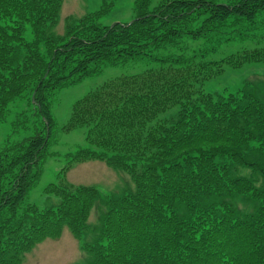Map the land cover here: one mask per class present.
I'll list each match as a JSON object with an SVG mask.
<instances>
[{
    "label": "trees",
    "instance_id": "1",
    "mask_svg": "<svg viewBox=\"0 0 264 264\" xmlns=\"http://www.w3.org/2000/svg\"><path fill=\"white\" fill-rule=\"evenodd\" d=\"M102 1L58 36L64 0H0V122L27 99L48 129L0 151V264H23L65 228L90 264H264V78L215 90L225 67L264 63L263 48L247 47L264 0H134L133 17L109 26L101 19L120 0ZM238 44L247 49L228 56ZM130 61L156 67L105 81L73 105L63 127H86L94 148L72 162L101 161L135 184L108 198L90 244L97 188L62 180L47 189L58 206L24 203L47 157L50 97ZM21 127L26 121L14 131Z\"/></svg>",
    "mask_w": 264,
    "mask_h": 264
},
{
    "label": "rangeland",
    "instance_id": "2",
    "mask_svg": "<svg viewBox=\"0 0 264 264\" xmlns=\"http://www.w3.org/2000/svg\"><path fill=\"white\" fill-rule=\"evenodd\" d=\"M218 4H233L238 0H207ZM134 0H120L116 8L101 19L102 25L109 26L114 22L128 21L133 17L132 3ZM103 3L102 0H64L60 21L54 32L58 36L65 34L67 23L78 20L88 13L98 11ZM264 18L257 19L258 29L250 31L252 39H247L248 50L264 49ZM28 39H32L28 31ZM242 44L233 49H227L228 56L238 51L245 50ZM227 56V57H228ZM156 67L154 63L140 61L120 64L117 66L104 65L100 73L85 78L82 83L58 90L50 97V111L54 119L52 136L47 148V157L43 164L41 179L28 194L26 204H35L40 209L56 207L60 199L47 192L50 185L64 183L71 185L93 186L100 192V200L92 210L89 219L90 231L86 235L88 243L93 244L97 239L96 229L107 211L106 202L109 197H120L128 191L135 190V184L131 176L123 170L108 167L101 161H88L85 163L72 162V156L80 149H94L86 141L87 128H77L64 131L71 117L73 105L89 92L103 84L105 81L124 75H133L146 69ZM256 78H264V63H250L240 68L225 67L224 73L216 80L215 90L222 91L225 87L232 90L242 87L248 81ZM210 86V85H209ZM208 90L215 91L208 86ZM35 108L27 99L18 100L9 109L4 121L0 122V151L10 141L12 144L24 141L34 136L36 130H40L48 136L46 121L41 115L37 116ZM176 113V108L168 111ZM20 121H26L27 129L19 128L16 132L15 125ZM68 168V169H67ZM240 208L245 211L251 210L248 206L240 203ZM91 255L81 249V242L76 240L68 228L64 229L63 235L57 240H46L29 252L23 260V264H90Z\"/></svg>",
    "mask_w": 264,
    "mask_h": 264
}]
</instances>
